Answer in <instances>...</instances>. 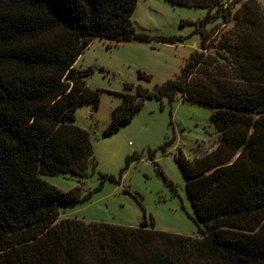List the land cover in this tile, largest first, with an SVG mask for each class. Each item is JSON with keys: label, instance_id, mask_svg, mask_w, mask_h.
Here are the masks:
<instances>
[{"label": "trees", "instance_id": "1", "mask_svg": "<svg viewBox=\"0 0 264 264\" xmlns=\"http://www.w3.org/2000/svg\"><path fill=\"white\" fill-rule=\"evenodd\" d=\"M166 1L206 10L194 30L198 48L175 77L116 93L102 135L128 125L145 100L212 108L216 147L175 158L200 235L154 230L145 220L124 227L59 219L92 192H61L41 178L85 177L95 166L89 132L73 123L77 108L100 100L86 85L92 68L75 67L88 44L174 39L135 29L137 0H0V264H264V0L243 2L219 35L205 26L228 22L223 0Z\"/></svg>", "mask_w": 264, "mask_h": 264}, {"label": "rangeland", "instance_id": "2", "mask_svg": "<svg viewBox=\"0 0 264 264\" xmlns=\"http://www.w3.org/2000/svg\"><path fill=\"white\" fill-rule=\"evenodd\" d=\"M245 1L223 0L228 22L217 18L205 30L219 35L231 28L232 15ZM205 15V9L173 6L166 0H137L132 14L135 29L172 37V43L95 38L84 49L75 67L92 68L86 85L100 91V100L96 109L77 108L73 123L89 132L95 166L88 168L85 177L59 173L41 178L61 192L79 187L82 193L92 194L87 201L61 209L59 219L124 227H138L145 220L154 230L200 235L175 158H198L216 147L212 108L180 99L145 100L128 125L110 136L102 133L120 103L116 93L125 92V85H131L128 92L133 93L137 85L152 89L179 74L198 48L194 30ZM101 175L113 181L101 183Z\"/></svg>", "mask_w": 264, "mask_h": 264}]
</instances>
